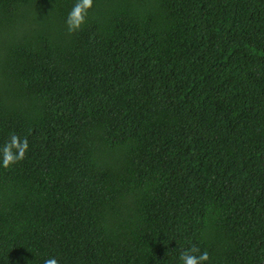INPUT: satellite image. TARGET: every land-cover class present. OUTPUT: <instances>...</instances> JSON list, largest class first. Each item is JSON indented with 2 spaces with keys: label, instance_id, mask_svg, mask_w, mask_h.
I'll list each match as a JSON object with an SVG mask.
<instances>
[{
  "label": "trees",
  "instance_id": "1",
  "mask_svg": "<svg viewBox=\"0 0 264 264\" xmlns=\"http://www.w3.org/2000/svg\"><path fill=\"white\" fill-rule=\"evenodd\" d=\"M75 3L0 0V264H264V0Z\"/></svg>",
  "mask_w": 264,
  "mask_h": 264
},
{
  "label": "clouds",
  "instance_id": "2",
  "mask_svg": "<svg viewBox=\"0 0 264 264\" xmlns=\"http://www.w3.org/2000/svg\"><path fill=\"white\" fill-rule=\"evenodd\" d=\"M93 0H76L69 11L65 24L69 33L76 32L80 29L81 25L85 22L88 10L92 7ZM28 151V141L25 137L23 140L13 133L9 140L5 142L0 148V156H2V165L5 168L10 167L12 164L18 163L23 160L26 152ZM199 253V255H197ZM182 264H205L209 259L208 252H203L196 246L183 250L179 256ZM44 264H59L56 257H49L44 260Z\"/></svg>",
  "mask_w": 264,
  "mask_h": 264
}]
</instances>
